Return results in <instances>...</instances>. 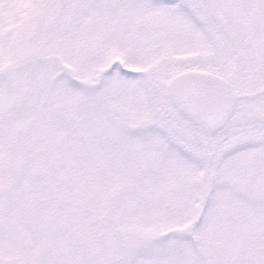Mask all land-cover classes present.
Wrapping results in <instances>:
<instances>
[{"label":"snow or ice","instance_id":"1","mask_svg":"<svg viewBox=\"0 0 264 264\" xmlns=\"http://www.w3.org/2000/svg\"><path fill=\"white\" fill-rule=\"evenodd\" d=\"M0 264H264V0H0Z\"/></svg>","mask_w":264,"mask_h":264}]
</instances>
